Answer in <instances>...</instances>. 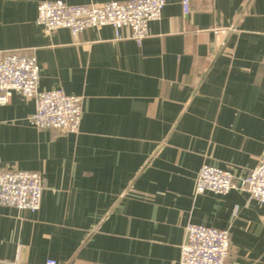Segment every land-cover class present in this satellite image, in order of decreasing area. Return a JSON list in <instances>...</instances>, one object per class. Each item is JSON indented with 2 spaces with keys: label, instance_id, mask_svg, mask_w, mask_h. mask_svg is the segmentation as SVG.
I'll use <instances>...</instances> for the list:
<instances>
[{
  "label": "crops",
  "instance_id": "crops-1",
  "mask_svg": "<svg viewBox=\"0 0 264 264\" xmlns=\"http://www.w3.org/2000/svg\"><path fill=\"white\" fill-rule=\"evenodd\" d=\"M0 0V52L33 56L40 91L82 98L77 133L0 106V168L42 178L36 213L0 206V264H179L188 224L227 230L225 264H264V205L195 193L204 165L247 176L264 154V0H166L141 45L121 30L45 34L37 6Z\"/></svg>",
  "mask_w": 264,
  "mask_h": 264
},
{
  "label": "built area",
  "instance_id": "built-area-1",
  "mask_svg": "<svg viewBox=\"0 0 264 264\" xmlns=\"http://www.w3.org/2000/svg\"><path fill=\"white\" fill-rule=\"evenodd\" d=\"M166 0H130L124 3L67 5L61 1L43 2L37 6L36 23L45 34L67 29L72 37L88 29L111 27L117 38L126 30L127 38L138 46L148 37V26L159 21ZM183 15L190 13V0H181ZM39 66L33 56L0 52V106L13 93L35 103L28 122L38 130L77 133L81 121L82 98L67 95L62 89L40 91ZM42 178L36 172L0 168V206L36 213L40 208ZM239 190L248 199L264 205V154L243 178L229 171L204 165L195 184L197 195L206 192L226 195ZM230 251L229 232L188 224L185 241L180 247L179 264H225ZM45 264H58L47 260Z\"/></svg>",
  "mask_w": 264,
  "mask_h": 264
}]
</instances>
